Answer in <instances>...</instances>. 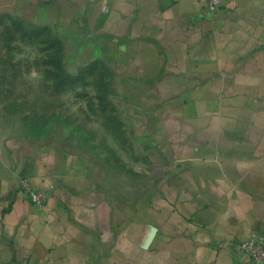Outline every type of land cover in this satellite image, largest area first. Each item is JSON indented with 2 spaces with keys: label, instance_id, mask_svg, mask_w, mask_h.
Returning a JSON list of instances; mask_svg holds the SVG:
<instances>
[{
  "label": "crops",
  "instance_id": "obj_1",
  "mask_svg": "<svg viewBox=\"0 0 264 264\" xmlns=\"http://www.w3.org/2000/svg\"><path fill=\"white\" fill-rule=\"evenodd\" d=\"M220 1L0 0L108 70L142 160L113 179L0 134V264H250L237 243L264 234V0Z\"/></svg>",
  "mask_w": 264,
  "mask_h": 264
},
{
  "label": "rangeland",
  "instance_id": "obj_2",
  "mask_svg": "<svg viewBox=\"0 0 264 264\" xmlns=\"http://www.w3.org/2000/svg\"><path fill=\"white\" fill-rule=\"evenodd\" d=\"M26 15L0 14V134L67 147L108 178L130 179L142 160L113 76Z\"/></svg>",
  "mask_w": 264,
  "mask_h": 264
},
{
  "label": "built area",
  "instance_id": "obj_3",
  "mask_svg": "<svg viewBox=\"0 0 264 264\" xmlns=\"http://www.w3.org/2000/svg\"><path fill=\"white\" fill-rule=\"evenodd\" d=\"M207 5L216 10L220 4V0H207ZM22 192L27 199L34 205L40 206L45 201V194L41 190H37L27 183H22ZM239 251L247 255L250 264H264V234L261 231H252L249 237L237 243Z\"/></svg>",
  "mask_w": 264,
  "mask_h": 264
}]
</instances>
